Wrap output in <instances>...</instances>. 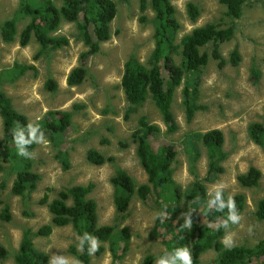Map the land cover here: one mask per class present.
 <instances>
[{
  "label": "rangeland",
  "instance_id": "1",
  "mask_svg": "<svg viewBox=\"0 0 264 264\" xmlns=\"http://www.w3.org/2000/svg\"><path fill=\"white\" fill-rule=\"evenodd\" d=\"M45 0H39L38 8ZM118 13L111 24V38L101 43L97 54L82 61L88 52L79 27L75 23L63 21L57 36L68 39L69 44L59 50L40 53L41 46L32 39L27 46H21L19 35L30 22V17L18 18V37L13 43L3 41L1 28L4 22L17 16L21 0H0V91H4L12 101L15 110L35 123L49 112H70L72 126L57 143L38 145L32 151L33 171L40 175L37 190L26 198L12 193L16 172L11 164L0 160V245L9 256L0 264H16L15 255L25 231L38 232L51 224L52 215L42 204L45 195L52 201L63 189L83 185L92 186L89 198L97 204L100 226H114L117 232L127 229L128 250L123 241L119 242L118 259L114 261L109 242H99L101 253L90 255L93 264H154V261L168 252L162 243L166 236L163 228H156L160 198L151 195L143 202L137 196L132 199L128 217L119 221L116 215L114 187L111 179L118 171H124L134 179L136 186L148 184V176L137 156V146L133 133L142 116L157 125L161 133L153 139L156 151L169 146L175 152L172 163L174 180L184 191L194 182H200L207 190L224 185L223 192L234 196L243 194L246 207L239 225H231L228 230L234 234V246L254 247L264 239V221L256 218L257 203L264 199V143L259 145L250 135L253 124L264 123V0H245L243 15L236 21L233 39L220 45V52L226 61L224 66L213 58L198 75L200 77L197 97H189V103L196 109L191 121L187 119L185 88L190 83L188 75L176 90L172 111L178 130L168 132L161 113L151 99L137 109L129 119L125 118L129 106L121 86L125 67L131 64L134 74L136 63L149 66L155 48V12L151 7L141 13L139 0H113ZM54 2L61 6L60 0ZM193 3L200 10V17L193 22L187 13V4ZM177 20L181 26L177 42L194 29L206 24L226 27L230 20L226 8L220 0H173ZM142 18H145L144 21ZM237 48L241 61L234 66L230 62L231 52ZM213 46L206 49L209 54ZM168 55L163 47L161 60ZM177 63L179 57H175ZM16 65H26L29 70L16 82L5 76ZM84 65L87 75L78 86L67 83L71 71ZM52 81L56 89L50 90L46 84ZM192 85V81H191ZM191 87V86H190ZM220 130L225 138L224 151L228 154L222 164L224 173L216 179L209 175L207 149L198 145L197 154L185 141L193 133ZM4 139L3 122L0 115V140ZM264 140V137H263ZM96 150L114 162L97 166L88 161L87 153ZM68 154L69 169L63 168L58 158L60 152ZM251 167L262 172V179L256 188H245L237 180ZM181 200L183 213L175 219L168 214L164 220L173 225L186 219L185 214L195 212L190 203ZM8 207L11 219L5 221L1 214ZM203 207H201L202 209ZM163 234V239L152 238L153 231ZM78 237L72 225L54 227L50 236L34 237L35 247L49 257L61 254L75 258L72 251L78 250ZM223 239V238H222ZM221 239V241H222ZM153 258L149 263L148 258ZM215 250L201 257V264H214ZM252 264H264V258L254 259Z\"/></svg>",
  "mask_w": 264,
  "mask_h": 264
},
{
  "label": "trees",
  "instance_id": "2",
  "mask_svg": "<svg viewBox=\"0 0 264 264\" xmlns=\"http://www.w3.org/2000/svg\"><path fill=\"white\" fill-rule=\"evenodd\" d=\"M60 2L62 5L58 6L54 0H45L43 7L38 8L39 0H21L17 16L2 25L3 41L13 43L19 35L18 18L30 17V22L19 35L20 45L27 46L32 39H35L41 46L40 53H45L47 50H59L69 44L67 38L57 36L62 22L66 21L78 25L82 39L89 48L82 61L97 54L101 43L107 42L111 38V24L118 13L117 4L113 0H60ZM220 2L226 8V17L230 20L229 25L221 27L220 25L206 24L194 29L178 43L177 37L181 26L177 20L173 0H139L142 14L149 7L155 12L154 36L156 44L149 66L136 63V74H134L131 64H127L125 67L121 86L129 104L126 110V119L136 113L137 109L143 106L148 99H151L161 113L168 132H176L178 126L172 111V104L176 90L188 75L192 78L184 90L185 105L187 119L189 121L193 119L196 109L190 105L189 97L198 95L201 80L198 74L207 67L211 58L217 60L220 66L226 64L219 49L220 45L233 39L236 33V21L243 15L245 0H220ZM187 13L193 22H196L200 17L199 8L193 3L187 4ZM142 19L144 21L145 18ZM164 46L168 49V55L164 60H161ZM210 46H213V49L209 54L206 49ZM175 57L180 58L179 63L176 62ZM240 61L241 55L235 48L231 52L230 62L237 66ZM31 69L34 68L16 65L6 72L5 78L16 82ZM86 75L87 69L84 65H80L71 71L67 83L69 86H78L84 82ZM46 87L53 91L56 89V85L52 81H49ZM0 115L4 130V139L0 140V160L11 164L16 172L12 193L26 198L37 190L41 177L33 171L32 159H25L17 154L12 129L18 125L25 126L29 120L25 115L15 110L11 98L4 91H0ZM34 124L40 127L47 140L54 144L72 126V114L63 111L49 112L42 120ZM160 133V128L151 124L147 117L142 116L139 119L132 137L137 146V156L148 176V184L137 187L134 179L128 173L118 171L115 174L111 179V184L114 187L118 220H126L132 199L136 196L145 202L151 195H156L158 199L160 198L158 205L160 212L166 211L172 219L183 213L181 200L185 199V203H190L195 209V212L192 213V228L190 230L181 229L183 221L179 220L177 224L173 225L168 220L163 219L162 221L158 216L155 229L163 228L166 236L171 235V239H163V234L156 230L152 234V238L155 240L163 239L162 243L168 252L177 247L186 246L191 250L193 264H201V257L213 250L217 252L214 264H252L254 259L264 258V239L254 247L226 248L221 243L225 234V229L221 225L227 216V209L224 212H209L206 207L209 199L207 190L198 181L190 185L184 192L180 186H177L172 168L175 152L169 146L161 151H156L152 143ZM250 135L254 142L262 146L264 123L251 125ZM185 141L196 154L198 145H203L207 149L209 175L213 180L219 174L224 173L222 164L227 160L228 154L224 151L225 138L220 130L193 133L188 135ZM36 146L37 144L30 145L29 151L32 152ZM58 158L63 163V168L69 169L68 154L62 151L58 154ZM87 158L90 163L97 166L114 162L113 157H106L96 150L88 151ZM261 179L262 172L255 167H251L237 178L239 184L245 188L258 187ZM91 192L92 186L78 185L63 189L52 201H49V197L45 195L42 204L47 206L52 215V222L43 226L38 232L31 230L24 232L19 251L15 255L16 264H48L49 256L35 247L33 238L50 236L54 227L68 225H72L80 237L89 233L99 242H109L114 261L118 259L114 252L117 251L116 248L120 241H123V249L127 251L130 238L127 229L116 233L114 226L99 225L97 204L89 198ZM228 196L223 192L225 200L228 199ZM232 197L242 215L246 207L245 196L236 194ZM201 207L203 208L201 209ZM256 208V218L264 221V199L257 203ZM1 217L5 221H10L11 215L8 207L4 209ZM87 249V243L84 245L83 252H77L72 248L81 264H93ZM101 251L102 248L97 253L99 254ZM8 256V251L0 245V260H5ZM148 261L151 263L153 258L149 257Z\"/></svg>",
  "mask_w": 264,
  "mask_h": 264
},
{
  "label": "clouds",
  "instance_id": "3",
  "mask_svg": "<svg viewBox=\"0 0 264 264\" xmlns=\"http://www.w3.org/2000/svg\"><path fill=\"white\" fill-rule=\"evenodd\" d=\"M12 135L14 143L17 148V154L25 159H31L33 153L29 151V146L32 144L47 145L45 133L33 122L29 121L25 126H17L12 129ZM224 185L215 186L208 190L207 210L209 212L217 211L224 212L227 209V216L222 222V227L228 230L231 225H239L242 216L239 213L234 198L229 195L228 199L223 198ZM158 216L163 219L168 218L166 211L158 213ZM186 219L181 225V229H191L193 225L192 213L185 214ZM78 250L83 252L85 243L88 244V254L95 255L99 249V241L96 237L89 233H85L83 236L78 237ZM221 243L226 248L234 246V234L230 231H226V235L223 237ZM48 264H81L78 259L69 258L61 254H52L48 259ZM154 264H193V257L191 250L186 246H180L175 248L171 252L165 253L163 256L158 257Z\"/></svg>",
  "mask_w": 264,
  "mask_h": 264
}]
</instances>
